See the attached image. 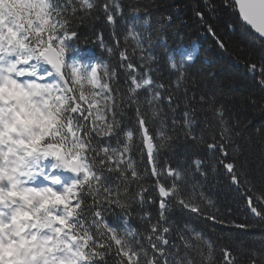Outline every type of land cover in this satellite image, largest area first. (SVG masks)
I'll return each mask as SVG.
<instances>
[{
    "label": "snow or ice",
    "instance_id": "6c2138e0",
    "mask_svg": "<svg viewBox=\"0 0 264 264\" xmlns=\"http://www.w3.org/2000/svg\"><path fill=\"white\" fill-rule=\"evenodd\" d=\"M248 109L264 116V0H0V264H264Z\"/></svg>",
    "mask_w": 264,
    "mask_h": 264
},
{
    "label": "trees",
    "instance_id": "16d2710c",
    "mask_svg": "<svg viewBox=\"0 0 264 264\" xmlns=\"http://www.w3.org/2000/svg\"><path fill=\"white\" fill-rule=\"evenodd\" d=\"M198 39L200 44L202 45V56L206 54H211L212 57L223 67L226 71L234 76L237 80V83L240 81H246L248 84L251 83L250 80L247 79L244 68L242 64H235L229 57V53L220 52L212 45V41L210 38H206L205 36L201 35L199 38L196 35L190 34L186 39ZM209 39V40H208ZM241 43L240 46L244 47L245 44L248 43L247 38L244 36L243 33H234L232 37V43L230 44V48L235 47L237 43ZM244 89L241 88V91ZM250 119H252L253 124L255 127H259L261 123H264V116H262L259 112H253V110L248 109ZM213 198L218 201V206L221 208L222 211L226 210V207H231L233 214L240 219H243V213L245 211V207L243 202L240 200V197L237 193L233 192L232 190H227L226 187L220 189H212ZM252 239V236L248 237Z\"/></svg>",
    "mask_w": 264,
    "mask_h": 264
}]
</instances>
